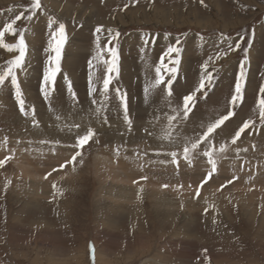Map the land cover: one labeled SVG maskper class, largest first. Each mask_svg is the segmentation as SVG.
I'll return each instance as SVG.
<instances>
[{
    "label": "rangeland",
    "instance_id": "374dc122",
    "mask_svg": "<svg viewBox=\"0 0 264 264\" xmlns=\"http://www.w3.org/2000/svg\"><path fill=\"white\" fill-rule=\"evenodd\" d=\"M29 3L0 0V26L12 15L5 11L8 7L16 5L19 11ZM42 4L48 14L66 25L62 72L51 103L55 109L50 110L39 91L49 41L47 16L18 22L30 28L26 33L30 49L27 75L20 73L19 79L26 108L34 107L39 125L33 124L31 115L21 113L10 87L0 88V159L15 149L13 159L0 168V264H93L90 244L94 246V264H208L205 249L211 264H264V127L259 126L256 107L259 88L264 85V0H204L203 4L200 0H42ZM99 25L120 32L117 86L128 94L133 127L128 131L113 95L106 113L109 121L96 129L99 142L85 146L84 162L77 164L75 171L71 166L60 170L58 166L74 154L68 147L74 142V132L59 133L55 116L96 120L91 114L95 106L88 79ZM222 33L228 37L226 41L221 40ZM99 35L101 46L107 44V32ZM177 38L182 52L173 83L176 100L198 85L201 64L209 56L228 44H240L216 62L219 72L214 86L207 98L198 101L183 128L184 136L194 135L202 123L226 114L244 49L252 40L245 100L235 109L237 115L225 122L216 137L217 145L230 142L246 119L256 120L258 127L245 130L232 146L247 149L240 153L242 159L230 149L201 188V197L195 199L194 190L210 169L207 158L194 155L191 163L181 158L178 167L171 163V157L163 153L177 147L158 139L166 123L163 113L169 111L165 97L157 91L146 100L144 94L160 57ZM6 40L14 42L10 37ZM12 55L0 49V64ZM93 64L91 71L102 78L105 69L94 60ZM64 75L71 80L77 101L68 93ZM154 117L161 119L157 122ZM145 129L155 135L149 136ZM4 137L8 138L6 147ZM53 168L58 171L45 179ZM233 176L237 179L227 184ZM54 183L63 195L52 187ZM205 207H209L207 214ZM160 210L163 214H158Z\"/></svg>",
    "mask_w": 264,
    "mask_h": 264
},
{
    "label": "snow or ice",
    "instance_id": "6c2138e0",
    "mask_svg": "<svg viewBox=\"0 0 264 264\" xmlns=\"http://www.w3.org/2000/svg\"><path fill=\"white\" fill-rule=\"evenodd\" d=\"M200 3L203 4L204 0H200ZM127 6L128 5L125 4L124 7ZM5 11L12 15L7 17L2 26H0V49L13 55L3 64H0V88L10 87V89L14 91L15 99L19 104L21 113L25 116L31 115L33 124L38 126L39 122L35 119L34 107L29 106L26 108L22 82L19 79L20 73L27 75V57L30 49L29 43L26 39V33L30 31V28L26 25L21 26L18 22L24 24L25 22H32L34 18L40 15L47 16L49 41L47 47L44 49L47 58L40 80L39 91L42 98L49 103L50 110H53L51 103L53 93L56 90L57 77L62 72V52L67 41L66 25L62 20L47 13L45 6L42 4V0H30V3L19 11L16 5L8 7ZM105 31L107 32V44L101 46L99 34ZM95 33L98 34L96 37V54L93 56L92 60L89 61L90 73L88 79V92L89 96L92 97L91 104L95 106L91 114L102 125L107 124L109 117L106 113L109 110L110 98L114 95L115 99L118 101L119 109L122 110L123 121L127 125L128 131H131L133 120L130 117L128 94L122 88L117 86V81L120 77V52L118 48L120 32L113 31L111 28L105 29L103 25H99L96 27ZM6 37H10L14 42H7ZM200 39L203 40L204 37L201 36ZM227 39L228 37L222 33L221 40L226 41ZM145 43H147V41H145ZM180 43L181 41L177 38L175 44L169 45L166 51L163 52L159 63L155 66L154 79L144 87V94L146 100L149 96L156 94L157 91L162 93L165 97L169 111L163 113V119L166 123L161 126L158 139L162 142L166 141L168 145L177 147V150L163 153L164 155L171 157V163L178 167L181 158L189 163H191V159L194 155H202L207 158V164L210 165V169L203 180H201L199 186L194 190L193 198L195 199L201 197V188L217 172L218 163L226 157L230 149L235 152L237 159H242L240 153L247 152V149L240 147L232 148V146L237 145V141L240 140L241 134L244 133L245 130L251 129L255 131L258 127L256 120L251 118L246 119L243 121L242 125L239 126L238 130L235 131L234 135H232L230 142H223L217 145L216 137L219 135L220 131H223V127L226 126L225 122L229 121L230 118L237 114L235 109L240 107L245 100L247 65L249 63L248 51L252 46V40L249 39L248 47L244 49V58L240 63L239 73L235 80L234 90L228 101L229 107L226 114L210 120L207 124L202 123L200 125L201 130L195 132L192 136H184L182 135V131L184 126L194 115V109L198 101L201 98H207L208 92L214 86L216 76L219 72L216 62L227 56L229 52L239 49L240 44L236 43L234 47L232 44H228L226 48L219 50L215 55L209 56L201 64V74L198 85L188 94L184 95L182 100H176L174 97L173 83L177 78L181 63L180 57L182 49L179 46ZM93 60L96 61V64L102 65L105 69L102 78L96 77L94 71H91V69L95 68ZM165 61H167V63ZM64 80L67 84L68 93L73 101H77L78 98L73 90L71 80L67 75H64ZM97 85H100V87L98 88ZM97 93L99 99L96 98ZM256 107L259 110V126L264 127V85H261L259 88ZM56 119L60 120L61 117L57 115ZM160 119V117H154V120L157 122H159ZM66 127L68 128V131L75 133L73 136L74 142L71 145H68V147L73 149L74 154L71 155L70 159H65L58 168L64 170L71 166L72 170L75 171L76 165L83 164L84 162L83 150L85 146L89 145L90 141L96 143L99 142L95 139L97 136V130L93 127L81 129V125L78 123L66 125ZM153 127H155V125H153ZM145 131L149 136L155 135L154 132L149 131L148 129H145ZM17 143H19V141H17ZM41 143H48V141H41ZM55 143L59 144L60 141H55ZM7 144L8 138L4 137L3 145L6 147ZM164 146V144H161L162 148ZM14 153L15 149H12L10 155L0 159V168H4V166L12 159ZM119 154L120 149L117 147V157H119ZM160 154V152L156 153V155ZM144 155H147V153L145 152ZM163 162L164 161H161V163ZM241 167L243 168V165H241ZM57 171V168H53L51 172L47 173L45 179ZM143 179H147V177H144ZM235 179H237V177L233 176L232 179H229L226 183L231 184ZM251 179L252 177L250 176L249 180ZM10 183L11 181L7 182V184ZM224 186L225 185H221V188ZM52 187L60 193V195H63L62 190L58 188L55 183ZM164 187H168V185H164ZM209 207L215 206L210 205ZM209 207L204 208L205 214L209 212ZM213 223H215V220ZM89 249L94 264V246L90 244ZM204 253L205 260L208 261V264H211V261L207 256V249L204 250Z\"/></svg>",
    "mask_w": 264,
    "mask_h": 264
},
{
    "label": "bare ground",
    "instance_id": "6f19581e",
    "mask_svg": "<svg viewBox=\"0 0 264 264\" xmlns=\"http://www.w3.org/2000/svg\"><path fill=\"white\" fill-rule=\"evenodd\" d=\"M48 2H50V1H48ZM52 2V1H51ZM50 2V3H51ZM53 3V2H52ZM54 4V3H53ZM59 3H56V4H54L56 7H58L59 5H58ZM62 4V3H61ZM69 4V3H68ZM47 5H48V3H47ZM50 5V4H49ZM63 5V4H62ZM67 6V5H66ZM78 6H80V5H78ZM69 7V6H68ZM67 7V8H68ZM71 7V6H70ZM93 8V7H92ZM71 9V8H70ZM76 9V8H75ZM220 10V9H219ZM135 11V10H134ZM75 12V11H74ZM85 12V11H84ZM131 12V11H130ZM154 12V11H153ZM156 12V11H155ZM62 13H64V12H62ZM61 13V14H62ZM68 13V12H67ZM69 14V13H68ZM71 15V14H70ZM127 15V14H126ZM163 15V14H162ZM167 15V14H166ZM169 15V14H168ZM72 16V15H71ZM126 17V16H125ZM155 17V16H154ZM166 18V17H165ZM122 19V18H121ZM136 19V18H135ZM162 19V18H161ZM101 20V19H100ZM164 20V19H163ZM86 21V20H85ZM116 21V20H115ZM166 21V20H165ZM91 22V21H90ZM99 22V21H98ZM105 22V21H104ZM120 22V21H119ZM127 22V21H126ZM111 23V22H110ZM98 24V23H97ZM116 25V24H115ZM257 52V51H256ZM33 55V54H32ZM69 55V54H68ZM67 62V61H66ZM72 62V61H71ZM256 63H257V61H256ZM68 64H70V62H68ZM67 65V64H66ZM28 68H29V66H28ZM32 71V70H31ZM79 71V70H78ZM252 74V73H251ZM75 78V77H74ZM77 85V84H76ZM60 94V93H59ZM1 97H2V95H1ZM83 104H85V103H83ZM142 105V104H141ZM85 106V105H84ZM82 108V107H81ZM53 109H55V108H53ZM72 109H76V108H72ZM79 109V108H78ZM82 111H83V108H82ZM85 111V110H84ZM71 112V111H70ZM74 112V111H73ZM86 112H88V111H86ZM64 113V112H63ZM85 113V112H84ZM241 113V112H240ZM75 114V113H74ZM59 115V114H58ZM78 115V114H77ZM237 115V114H236ZM52 116V115H51ZM64 116H66V117H64ZM67 116H69V115H61L60 117H61V119L60 120H57L56 119V117H57V115L55 116V119H54V123L55 124H57V128H59V133H62V132H64V133H62V134H65V133H68L69 131H68V128L66 127V125H72V124H76V123H78V124H80L81 125V129H85V128H87V127H93V128H95V129H102L104 126H106L105 124H101L98 120H94V122L92 121V120H87V121H80V120H78L79 118H77V117H74V116H72V115H70V117H67ZM84 117H85V115H84ZM88 117V116H87ZM81 118H82V115H81ZM86 118V117H85ZM69 119H70V121H69ZM20 121V120H19ZM144 121V120H143ZM235 121H237V120H235ZM13 122V121H12ZM21 122V121H20ZM26 124V123H25ZM17 125V124H16ZM24 133V132H23ZM47 133V132H46ZM51 133V132H50ZM115 133V132H114ZM61 134V137L62 136H65V135H62ZM70 134V133H69ZM75 134V133H74ZM113 134V133H112ZM68 135V134H67ZM23 136V135H22ZM21 136V137H22ZM26 136V135H25ZM24 136V137H25ZM58 136V135H57ZM72 136H74V135H72ZM29 137V136H28ZM31 137V136H30ZM61 137H60V139L59 140H61ZM71 137V136H70ZM70 137H69V139H70ZM23 138V137H22ZM66 138V137H65ZM151 143V142H150ZM24 144V143H23ZM62 146V145H61ZM67 146V145H66ZM140 147V146H139ZM49 148H51V147H49ZM20 149V148H19ZM22 149V148H21ZM60 149V148H59ZM109 151V150H108ZM21 152V151H20ZM19 152V153H20ZM28 153V152H27ZM69 153V152H68ZM25 154V153H24ZM51 154V153H50ZM27 155V154H26ZM99 155V154H98ZM101 155V154H100ZM20 157V156H19ZM97 157V156H96ZM108 158V157H107ZM106 158V159H107ZM13 159V158H12ZM99 159V158H98ZM106 159H103L104 161L106 160ZM102 160V159H101ZM100 160V161H101ZM102 160V161H103ZM60 161V160H59ZM101 161V162H102ZM138 161V160H137ZM99 162V161H98ZM100 162V163H101ZM123 162V161H122ZM21 164H22V162H20ZM106 163V162H105ZM19 164V163H18ZM102 164V163H101ZM158 164V163H157ZM20 165V164H19ZM96 165V164H95ZM137 165V164H136ZM159 165H161V164H158L157 166H159ZM18 166V165H17ZM29 166V165H28ZM32 166V165H31ZM129 166V165H128ZM19 167V166H18ZM35 167V166H34ZM137 167V166H136ZM135 167V168H136ZM262 167V166H261ZM41 168H43V167H41ZM107 168V167H106ZM132 168V167H131ZM157 168V167H156ZM162 168V167H161ZM164 168V167H163ZM192 168H193V166H192ZM24 170L23 171H25V168H23ZM146 169V168H145ZM220 169H221V167H220ZM27 170V169H26ZM112 170V169H111ZM114 170V169H113ZM149 170V169H148ZM161 170V169H160ZM159 170V171H160ZM164 170V169H163ZM109 171H110V169H109ZM118 171V170H117ZM121 171V170H120ZM126 171V170H125ZM151 171V170H150ZM165 171V170H164ZM222 171V170H221ZM262 171V170H261ZM26 173H29L28 171H25ZM36 172V171H35ZM87 172V171H86ZM132 172V171H131ZM147 172V171H146ZM258 172V171H257ZM74 173V172H73ZM81 173V172H80ZM122 173V172H121ZM169 173V172H168ZM118 174V173H117ZM132 174V173H131ZM136 174V173H135ZM218 174V173H217ZM27 175V174H26ZM33 175V174H32ZM115 175V174H114ZM133 175V174H132ZM140 175V174H139ZM161 175V174H160ZM166 175V174H165ZM175 175V174H174ZM182 175V174H181ZM186 175V174H185ZM219 175V174H218ZM229 175H231L230 173H229ZM258 175H260V174H258ZM262 175V174H261ZM138 176V175H137ZM147 176V175H146ZM157 175H155V177H156ZM178 176V175H177ZM221 176H223V175H221ZM226 176V175H225ZM130 177V176H129ZM159 177V176H158ZM264 177V176H263ZM25 178H26V176H25ZM83 178V177H82ZM120 178H121V176H120ZM133 178V177H132ZM166 178V177H165ZM44 179V178H43ZM68 179V178H67ZM139 179H141V178H139ZM149 179H150V177H149ZM155 179H157V178H155ZM218 179V178H217ZM248 179H249V177H248ZM115 180V179H114ZM159 180V179H158ZM172 180V179H171ZM239 180V179H238ZM31 181V180H30ZM241 181V180H240ZM250 181V180H249ZM112 182V181H111ZM114 182V181H113ZM129 182H131V180H129ZM172 182V181H171ZM175 182V181H174ZM261 182V181H260ZM34 183V182H33ZM132 183V182H131ZM159 183V182H158ZM239 183V182H238ZM251 183V182H250ZM39 184H40V182H39ZM118 184V183H117ZM129 184V183H128ZM135 184V183H134ZM247 184H249V183H247ZM43 185V184H42ZM136 185V184H135ZM168 185V184H167ZM233 185V184H232ZM43 186H45V185H43ZM132 186V185H131ZM231 186V185H230ZM1 187V186H0ZM120 187H122V186H120ZM48 188V187H47ZM118 188V187H117ZM123 188H125V187H123ZM130 188H132V187H130ZM231 188V187H230ZM264 188V187H263ZM128 189V188H127ZM242 189V188H241ZM255 189V188H254ZM212 190V189H211ZM236 190V189H235ZM128 191V190H127ZM156 191V190H155ZM158 192V191H157ZM145 193V192H144ZM164 193V192H163ZM134 194V193H133ZM148 194V193H147ZM165 194V193H164ZM237 194V193H236ZM34 195V194H33ZM123 195V194H122ZM131 196V195H130ZM235 196V195H234ZM122 197V196H121ZM243 197V196H242ZM213 199V198H212ZM130 200H132V199H130ZM124 201V200H123ZM151 201V200H150ZM132 202V201H131ZM155 202H157V201H155ZM129 203V202H128ZM124 204V203H123ZM127 204V203H126ZM153 204V203H152ZM112 206V205H111ZM167 206H168V204H167ZM125 209V208H124ZM170 209V208H169ZM172 210V209H171ZM244 210V209H243ZM166 211V210H165ZM164 211V212H165ZM129 212V211H128ZM158 212H160V213H158V214H163V210L161 211H158ZM173 213V212H172ZM165 214H167V212H165L164 213V215ZM156 215V214H155ZM169 215V214H168ZM160 216V215H159ZM171 216V215H170ZM173 220V219H172Z\"/></svg>",
    "mask_w": 264,
    "mask_h": 264
}]
</instances>
